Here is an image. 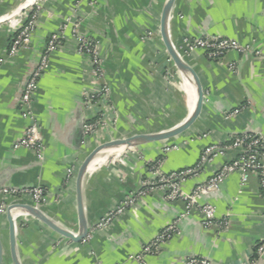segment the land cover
I'll return each instance as SVG.
<instances>
[{
  "label": "crops",
  "instance_id": "0c3cea01",
  "mask_svg": "<svg viewBox=\"0 0 264 264\" xmlns=\"http://www.w3.org/2000/svg\"><path fill=\"white\" fill-rule=\"evenodd\" d=\"M167 0H0V189L42 187V210L62 227L78 233L79 169L100 144L136 133H156L185 121L197 100L195 86L174 64L161 33V15ZM37 14L29 47L8 56L16 25ZM70 18L79 35L98 43L104 63L109 101L94 99L99 89L92 65L78 51L73 26L64 31L61 45L50 53L41 74L32 112L45 143L44 157L16 148L28 120L21 115L20 99L31 71L40 62L54 32ZM168 31L175 47L198 74L204 102L196 121L183 133L161 141L116 149L112 157L83 181V199L90 231L74 241L40 219L18 211L17 251L22 264H185L197 255L214 264H264L257 254L264 240V193L261 177L252 173L246 182L238 172L228 175L220 188L200 202L216 207L228 227L202 226V215L186 212V202L170 201L166 190L150 187L159 171L169 174L195 167L208 146L226 145L236 135H264V0H176ZM222 36L249 45L250 53L228 51L209 59L202 49L186 53L188 40ZM235 65V71L231 65ZM240 108V112L229 115ZM100 113L106 124L84 136L85 122ZM186 118V119H185ZM229 150L202 164L181 181L191 192L225 162L238 154ZM144 194H139L144 191ZM131 195L135 202L108 227L97 222ZM11 203L18 199L8 197ZM19 201L32 203L25 198ZM179 220V233L158 251L135 256L164 227ZM3 234L2 264H14L9 242L7 211L0 212Z\"/></svg>",
  "mask_w": 264,
  "mask_h": 264
},
{
  "label": "built area",
  "instance_id": "2783aa9c",
  "mask_svg": "<svg viewBox=\"0 0 264 264\" xmlns=\"http://www.w3.org/2000/svg\"><path fill=\"white\" fill-rule=\"evenodd\" d=\"M71 24L73 26V34L77 40V48L80 53L86 55L92 65V75L97 82L101 84L98 90L90 95L87 99V103H91L94 99L109 101L110 87L104 81V63L103 57L99 51L98 43L81 36L77 32L78 23L70 18L66 19L64 26L60 31L54 32L50 35V38L45 46L43 54L40 58V62L37 67L31 71L25 87L23 90L20 103L22 105L21 115L28 120L22 135L15 142V147H25L34 151L37 158L42 159L44 157L45 143L40 133V128L32 112L33 97L36 94L38 81L41 74L44 72L49 55L55 51L62 42L64 37V31L67 26ZM37 27V14H33L31 17H26L22 23L16 25V35L13 38L11 47L8 51L9 57H14L19 54L23 48L30 46L34 32ZM187 54L202 49L206 52L209 59H220L228 51H236L238 53H250L252 48L249 45H244L235 39L222 37V36H210L198 38L195 40H185ZM256 55H260L264 58V52L257 50ZM4 58L0 60L2 64ZM231 69L235 71V65H231ZM240 108L232 111L229 115H233L240 112ZM106 124V117L104 114L100 115L93 121L85 122L83 125L84 136H89L101 125ZM229 150H238V154L233 156L230 160L225 162L216 172H214L205 182L197 185L191 192H186L181 188V181L186 176L195 173L196 169L202 164L213 160L218 155H224ZM159 163L151 164V171L157 175V179L153 182H145L150 187H160L166 190V198L170 201L183 200L186 202V212L189 214L192 211L197 210L202 215L201 224L204 228L208 229L213 225H219L220 227H228L230 220L228 217L218 218L216 215V207L210 202H200V199L219 189L225 178L235 172L241 174L243 182H246L252 173H255L261 177L263 193H264V135L262 134H240L236 135L231 142L226 145H212L206 147L199 163L193 168L181 169L173 171L169 174H164L159 171ZM141 191L139 194H144ZM8 197L14 199L23 200L28 198L32 204L41 206L45 199V191L42 187H23V188H10L3 187L0 189V212L7 211V208L11 202L7 200ZM135 197L131 195L124 202H122L117 208L109 211L103 218H101L96 228L102 229L108 227L112 220L119 214L123 213L131 204L135 202ZM179 220L167 225L163 230L158 233L154 239H152L143 249L142 253L135 257L140 261H143L144 255L148 253H155L158 251L162 243L170 239L173 234L179 233L178 227ZM264 253V240L257 247V254L262 255ZM185 264H214L210 259L197 255H191L186 258Z\"/></svg>",
  "mask_w": 264,
  "mask_h": 264
},
{
  "label": "water",
  "instance_id": "95a60500",
  "mask_svg": "<svg viewBox=\"0 0 264 264\" xmlns=\"http://www.w3.org/2000/svg\"><path fill=\"white\" fill-rule=\"evenodd\" d=\"M176 0H167L161 15V33L163 37V41L165 43V46L167 48V51L172 58L174 64L177 66V68L181 72H188L191 76V80L195 86L196 94H197V100L195 103V106L193 108V111L191 114L187 117L185 121L177 125L176 127L172 129H168L166 131H160L156 133H136L129 136H123L116 139L109 140L107 142H104L97 146L83 161L77 177V185H78V210H79V231L78 233H74L73 231L67 229L66 227H62L59 225L56 221L51 219L40 206H36L32 203H26L23 201L13 202L10 203L7 208V218L9 221V242H10V251H11V257L14 262V264H22L17 251V226L15 221V213L18 211H22L25 213H28L41 221H43L47 226L51 227L53 230L58 232L59 234L63 235L64 237H67L69 239H72L74 241H80L87 237L90 226L88 224V220L85 213V206H84V199H83V181L85 178V175L88 172V169L90 167V164L92 161L105 149L110 148H130L136 145H140L143 143L153 142V141H161L164 139H168L171 137H174L176 135H179L183 133L185 130H187L199 117L203 102H204V89L201 83V80L196 73V71L193 69V67L186 61V59L183 57L182 53L179 49H177L172 42L169 31H168V24H169V18L172 11V8L175 4ZM4 259V241L3 237L0 232V264L3 263Z\"/></svg>",
  "mask_w": 264,
  "mask_h": 264
},
{
  "label": "bare ground",
  "instance_id": "6f19581e",
  "mask_svg": "<svg viewBox=\"0 0 264 264\" xmlns=\"http://www.w3.org/2000/svg\"><path fill=\"white\" fill-rule=\"evenodd\" d=\"M34 1V0H33ZM184 73V77L187 83V85H192L193 82L191 80V76L188 72H183ZM194 85V84H193ZM186 119V118H185ZM115 148H110V149H105L103 150L90 164V167L88 169V172H94L98 167H100L103 163H105L107 161V159L109 157H112L113 153L115 152Z\"/></svg>",
  "mask_w": 264,
  "mask_h": 264
},
{
  "label": "rangeland",
  "instance_id": "374dc122",
  "mask_svg": "<svg viewBox=\"0 0 264 264\" xmlns=\"http://www.w3.org/2000/svg\"><path fill=\"white\" fill-rule=\"evenodd\" d=\"M2 235V237H3V234H1Z\"/></svg>",
  "mask_w": 264,
  "mask_h": 264
}]
</instances>
